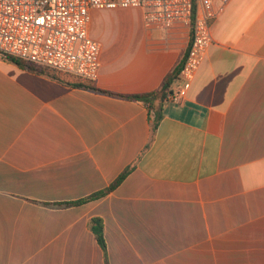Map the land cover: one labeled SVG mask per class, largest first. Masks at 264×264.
<instances>
[{
  "label": "crops",
  "instance_id": "crops-1",
  "mask_svg": "<svg viewBox=\"0 0 264 264\" xmlns=\"http://www.w3.org/2000/svg\"><path fill=\"white\" fill-rule=\"evenodd\" d=\"M89 36L93 82L0 55V264H264V0H231L212 21L178 104L157 92L189 28L94 10ZM140 95L150 103L128 98Z\"/></svg>",
  "mask_w": 264,
  "mask_h": 264
},
{
  "label": "built area",
  "instance_id": "built-area-1",
  "mask_svg": "<svg viewBox=\"0 0 264 264\" xmlns=\"http://www.w3.org/2000/svg\"><path fill=\"white\" fill-rule=\"evenodd\" d=\"M231 0H0V55L93 82L100 45L89 36L94 10L142 11V25L164 31L190 29L191 43L177 74L181 85L166 101L182 102L210 45V25Z\"/></svg>",
  "mask_w": 264,
  "mask_h": 264
},
{
  "label": "trees",
  "instance_id": "trees-1",
  "mask_svg": "<svg viewBox=\"0 0 264 264\" xmlns=\"http://www.w3.org/2000/svg\"><path fill=\"white\" fill-rule=\"evenodd\" d=\"M3 58L7 62L14 64V65L18 66L21 69H24V70H27V71H31V72H34V73H43V72H45L44 70L50 71V70L45 69V68L36 67V66H34V65H32V64H30L28 62H25L23 60H20L18 58L12 57V56H8L7 55V56H3ZM180 68H181V64L173 72L168 74L165 77V79L163 80L162 85H161L159 91L157 92V94L160 95V101H166V96H167V94L170 91V85L173 82V80L176 78ZM151 96L152 95H140V96H130L128 98L134 99V100H142V101H145V102H149L150 101L149 98ZM149 110L150 111L153 110L151 105L149 107ZM154 114H155V116H154V119L152 121L153 130H155L157 128L158 120L160 119V115H159L158 111L156 112V110H155ZM129 171H130V168L127 169L113 184H111V186L109 188H107V189H105V190H103L101 192H98L96 194H93L92 196L86 198L85 200H82V201H79V202H75L73 204H81V203H84L86 201L94 200V199H97V198H100V197L104 196L108 192L112 191L115 187H117L120 184V182L126 177V175L129 173ZM89 228H90L91 232L93 233L98 245L103 250H105L106 245H105L102 221L100 219H98V218L91 219V221L89 223Z\"/></svg>",
  "mask_w": 264,
  "mask_h": 264
},
{
  "label": "rangeland",
  "instance_id": "rangeland-1",
  "mask_svg": "<svg viewBox=\"0 0 264 264\" xmlns=\"http://www.w3.org/2000/svg\"><path fill=\"white\" fill-rule=\"evenodd\" d=\"M131 21H132V22H135V21H136V17H135V16H133V17L131 18ZM122 34H124V33H123V32H121V33H120V35H122ZM117 36H119V35H117Z\"/></svg>",
  "mask_w": 264,
  "mask_h": 264
}]
</instances>
